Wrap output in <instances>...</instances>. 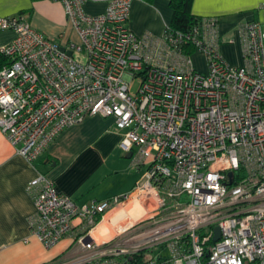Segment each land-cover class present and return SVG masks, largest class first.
<instances>
[{
  "label": "built area",
  "instance_id": "obj_1",
  "mask_svg": "<svg viewBox=\"0 0 264 264\" xmlns=\"http://www.w3.org/2000/svg\"><path fill=\"white\" fill-rule=\"evenodd\" d=\"M48 1L64 6L76 38L0 17V32L15 33L0 47L11 59L0 70L2 132L34 164L64 130L113 117L123 150L146 166L134 195L157 207L98 244L93 232L130 196L79 202L39 173L28 186L32 234L50 249L79 229L88 254L57 264H132L139 252L145 264H264V16L241 26L244 65L232 67L219 18L139 35L129 25L135 0ZM90 3L106 8L92 14Z\"/></svg>",
  "mask_w": 264,
  "mask_h": 264
},
{
  "label": "crops",
  "instance_id": "obj_2",
  "mask_svg": "<svg viewBox=\"0 0 264 264\" xmlns=\"http://www.w3.org/2000/svg\"><path fill=\"white\" fill-rule=\"evenodd\" d=\"M105 8L106 4L86 5L87 12L92 14L103 12ZM192 13L200 18H219L222 56L230 65L243 66L240 28L247 22L263 18L264 0H193ZM11 16H24L34 28L50 37L76 38L60 3L0 0V17ZM172 16L169 0L152 3L135 0L129 25L139 35L145 32L159 35L171 24ZM14 38L12 31L0 32V47ZM123 135L115 118L89 116L81 124L64 130L48 151L32 164L17 153L0 128V264H57L88 254L76 242L78 228L50 249L32 234L30 218L35 213V201L28 186L39 173H44L60 193L79 202L118 196L131 199L146 166H136L131 153L123 150ZM97 229L93 235L98 244L114 238L112 231L110 237L105 238Z\"/></svg>",
  "mask_w": 264,
  "mask_h": 264
},
{
  "label": "trees",
  "instance_id": "obj_3",
  "mask_svg": "<svg viewBox=\"0 0 264 264\" xmlns=\"http://www.w3.org/2000/svg\"><path fill=\"white\" fill-rule=\"evenodd\" d=\"M148 3L154 2V0H143ZM170 6L173 11L171 26L175 30L187 31L189 30L196 22L200 20V17L195 16L192 13V4L193 0H169ZM11 64V59L2 53L0 49V70L5 66ZM145 254L144 252H139L129 257V261L132 264H145Z\"/></svg>",
  "mask_w": 264,
  "mask_h": 264
},
{
  "label": "bare ground",
  "instance_id": "obj_4",
  "mask_svg": "<svg viewBox=\"0 0 264 264\" xmlns=\"http://www.w3.org/2000/svg\"><path fill=\"white\" fill-rule=\"evenodd\" d=\"M129 202L120 206L119 209L115 211V214L118 215L113 218L114 221L112 220V217L115 214L110 217V220L104 222L98 227L97 231L101 233L102 236H104L105 238H109L112 229L117 230L118 228V231L122 232L130 225L140 221L143 218H146V216L149 215L151 208V205H149V203L143 202L139 199H134V201ZM150 203H153V201H151ZM127 205H130L129 209L126 208Z\"/></svg>",
  "mask_w": 264,
  "mask_h": 264
},
{
  "label": "rangeland",
  "instance_id": "obj_5",
  "mask_svg": "<svg viewBox=\"0 0 264 264\" xmlns=\"http://www.w3.org/2000/svg\"><path fill=\"white\" fill-rule=\"evenodd\" d=\"M92 13V12H91ZM93 13H96V12H93ZM52 38H54V37H52ZM194 64H195V66H196V68H197V70L198 71H202V72H206L207 70H208V61H207V58L203 55V54H201L200 52L199 53H195L194 54ZM232 67H238V66H233V65H231ZM136 196H137V194H135L131 199H130V201H134V199H139V200H141V201H143V202H147V203H149V205H151L150 207V212H149V215L148 216H146V217H149V216H151L152 214H154V213H151V211L153 210V209H155L156 207H157V204H156V200H155V198H153L152 196H150V195H146V196H144V197H142V198H136ZM151 201H153V203H150ZM130 203V202H129ZM131 203H133V202H131ZM127 209H129L130 208V205L128 206L127 205V207H126ZM116 213V212H115ZM118 214H115L113 217H112V220L114 221V217L115 216H117ZM166 214H163V216H165ZM162 216V217H163ZM111 220V221H112ZM133 230H135V229H133ZM133 230H131L130 232H134ZM109 232V231H108ZM112 232H113V236L112 237H116L117 236V234L119 233V231H118V228H117V230H115V229H112ZM124 236V235H123ZM159 249H161V248H158V247H156L155 248V251H159Z\"/></svg>",
  "mask_w": 264,
  "mask_h": 264
},
{
  "label": "water",
  "instance_id": "obj_6",
  "mask_svg": "<svg viewBox=\"0 0 264 264\" xmlns=\"http://www.w3.org/2000/svg\"><path fill=\"white\" fill-rule=\"evenodd\" d=\"M131 156H132V154H130V157H131ZM231 176H232V174H231ZM220 238H221V229H220V227H216V228H215V237H214V241L217 242V241L220 240Z\"/></svg>",
  "mask_w": 264,
  "mask_h": 264
}]
</instances>
